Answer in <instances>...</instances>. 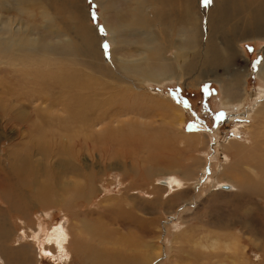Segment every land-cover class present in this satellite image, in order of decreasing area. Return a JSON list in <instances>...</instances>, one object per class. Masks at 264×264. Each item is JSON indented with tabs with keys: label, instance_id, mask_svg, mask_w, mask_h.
Returning <instances> with one entry per match:
<instances>
[{
	"label": "rangeland",
	"instance_id": "rangeland-1",
	"mask_svg": "<svg viewBox=\"0 0 264 264\" xmlns=\"http://www.w3.org/2000/svg\"><path fill=\"white\" fill-rule=\"evenodd\" d=\"M11 2L12 12L0 13L2 30H22L43 45L59 47L61 39L49 36L40 8L31 16ZM41 5L58 26L81 30L83 44L94 47L97 55L91 69L86 68L91 58L78 51L77 59L62 54L48 62H26L20 75L0 59V264H66V254L50 243L62 233L68 235L62 245L73 255L68 264L86 262L88 252L81 247L89 249L88 264H109L105 256L117 253L132 262L145 256L151 264L175 259L204 264L202 257L191 262L186 256L195 251L190 240L203 245L206 236L216 233L224 241L228 235L239 239L245 251L238 264H264V111H258L264 105V78L258 72L264 68V35L252 25L260 9L263 21L258 25L264 24V0H147L139 12L148 24L132 27L129 36L115 28L123 14L129 19L135 0H39ZM184 7H190L194 23L186 22ZM218 11L223 20L216 18ZM147 35L162 46L166 61L177 57L180 46L188 47L189 37L205 53L212 47L210 53L217 57L205 55L203 62L199 53L190 76L170 75L161 83L138 84L139 91L128 89L123 102L129 104L119 110V116L127 115L112 119L118 127H94L95 121L90 128L82 118L118 104L110 74L122 75L114 58L139 60L147 42L139 43ZM112 41L121 42V52ZM226 48L228 59L222 57ZM54 73L70 78L72 87L61 88ZM75 96L84 100L70 99ZM67 101L68 127L57 130L60 113L50 107L61 111ZM157 101L163 110L154 106ZM168 105L173 108L165 112ZM18 110L25 117L21 131L16 124L4 126ZM101 118L105 120L98 125L108 123L109 114ZM176 118L181 126L175 130L192 143L167 137L174 129L170 120ZM30 124H35L34 133L23 129ZM254 147L256 152L250 151ZM16 165L20 177L12 172ZM172 176H188L190 186L168 194L160 181ZM219 183L231 189L218 188ZM36 187L44 188L45 203L35 198ZM17 250H28L32 259ZM214 260L208 264H217ZM223 264L231 262L224 258Z\"/></svg>",
	"mask_w": 264,
	"mask_h": 264
},
{
	"label": "bare ground",
	"instance_id": "bare-ground-1",
	"mask_svg": "<svg viewBox=\"0 0 264 264\" xmlns=\"http://www.w3.org/2000/svg\"><path fill=\"white\" fill-rule=\"evenodd\" d=\"M14 1V6H19V9L22 10V11H25V13L27 14H30L31 16H33V10L34 8H36L38 10V8H40L41 12H39L42 16L43 19H45V24L48 25L47 29H45L47 31V33L49 34L50 37L54 38V37H57V38H60L61 39V43L59 45V47H52L51 45L52 44H48L46 43L45 45H43L42 43H40V40H35L33 38H29V36L24 33L22 30H17V29H9V30H2V28H0V59L3 58L5 60V64H8L10 65L11 67L14 66L15 69H16V73H19V71H21V69H23L26 64L29 62V61H32L34 62V64H39V63H43V62H48L54 58H57L55 56H60L63 54V58L66 57V56H73L74 58H76V54L74 55L75 52H78L81 53L82 55L81 56H84V57H89V59L91 58V61H89L87 59V65L88 67L86 68H89V64L91 65L92 64V58L93 56H95L96 54V50L94 49V47L86 44L84 45L83 44V41H82V37H81V30H78L76 29L75 31L73 30H70L69 28H67L65 25H64V28L60 27V25L58 26V24L55 22V20H52L51 19V16H50V13L48 12L49 10H47V8L44 6H40L39 7V0H12L11 3H13ZM156 1V0H155ZM222 1V0H221ZM225 3H226V0H224ZM6 2V3H4ZM145 2H147V0H135V3H137V6L131 10L130 14L128 15L129 16V19H127L126 17V14H123L122 16H120L119 20H118V24L116 23V27L115 28V31H125L126 35L125 36H129L130 34V31H131V28H135L136 26H139V27H142L145 26L146 24H148V21L146 19V16L144 17V15L142 16L139 12V7L142 6ZM150 2V1H149ZM228 2V0H227ZM223 3V2H222ZM148 4V3H147ZM229 4V3H227ZM48 5V4H46ZM140 5V6H139ZM146 6V4H145ZM221 6V4H220ZM216 4H215V8H216ZM49 8V6H48ZM185 10H184V18L186 20V22H190V23H194V18H193V13L190 12V7H184ZM18 9V10H19ZM223 9V8H222ZM255 9V8H254ZM51 10V9H50ZM257 10V9H255ZM15 11V10H14ZM141 11V9H140ZM143 11V10H142ZM217 11V10H216ZM259 11H261L262 13H258V15L255 16V24L253 23L252 25L254 26V28H260V32L262 31V33H260V35H264V24L259 26L258 24H261L263 19H262V15H263V11L260 9ZM12 12V7L9 3V0H3V1H0V13H10ZM51 12V11H50ZM257 12V11H256ZM17 13V12H16ZM15 13V14H16ZM222 13L223 12H217L215 15H217L216 18L218 19H222ZM18 15V14H17ZM159 17V14L156 15ZM154 16L153 18L155 19ZM224 16V15H223ZM152 17V16H151ZM147 18H148V15H147ZM7 19V18H6ZM31 19V18H30ZM15 20V19H14ZM16 21V20H15ZM14 21V22H15ZM32 21V20H31ZM257 21V22H256ZM149 22H150V19H149ZM253 22V21H252ZM7 23V22H6ZM154 23V22H153ZM156 23H160L159 20L157 19V22ZM16 24V23H15ZM161 24V23H160ZM158 24V25H160ZM16 26V25H15ZM135 26V27H134ZM221 26V25H219ZM9 28V27H7ZM13 28V27H12ZM45 28V26H44ZM43 28V29H44ZM195 29V28H194ZM253 29V28H252ZM44 30V31H45ZM143 30V29H142ZM180 30V29H179ZM192 30V29H191ZM197 30V29H196ZM189 31V30H188ZM252 32V30H250ZM86 32V31H85ZM226 32V31H225ZM251 32H247L246 35H251L252 33ZM146 34V32L144 33ZM6 36V38L4 37ZM122 36V35H121ZM142 36V35H141ZM192 36V35H191ZM196 36V35H195ZM194 36V37H195ZM179 37V36H178ZM189 37V36H188ZM243 37V36H242ZM262 37V36H261ZM91 38V37H90ZM114 38V37H113ZM112 38V40H113ZM181 38V37H180ZM183 38V37H182ZM192 37H189L187 39V36H185V39L183 40L184 42L186 41L187 39V48L183 46H180L177 51H176V54L175 56H177L176 58L174 57L173 60L171 61H166L164 58H163V51L160 47L162 46H159V43L158 41L155 39V38H151L149 35H147L146 37L142 38V40L140 41L139 43V46L142 44V42H147V45H145L140 52V54H144L139 60L137 61H130L128 60L127 58H125L126 60H124L123 58H117L116 57L114 58V64L116 65L115 68L121 73L122 75V78L116 76V74H114L113 72H111L110 74V79L112 80L113 84L115 86H117V89L115 90L116 93L115 95L113 96L114 101L117 102L118 104L116 105V108H113V109H110V110H107L105 112H103L102 114L98 115V116H91L90 118L89 117H84L82 119H84V123L86 122H89L88 123V126L91 128H93V122L95 121H99L97 123V125H95L94 127H103V126H107L109 127V125L112 127V128H117L118 125H113V121L116 120L118 117H124L125 115H127V113L124 115L123 113V116H119V110L122 108H124V104H129V102H123V98L125 96V94L128 93V89H130L131 91H139V88H138V84H140L141 86L145 85L146 83H148L149 81H154L155 83H161L163 81H165V79H167L170 75H183V76H186L189 74L192 73V68L194 67V64L196 65V62H197V59L199 57V53H201L203 55V59L205 62V55L206 57L209 55V57L211 56V59H214L216 58L217 56L213 53H210V51L212 52V47L209 48V50L205 53V50H200L199 48L197 49V47L195 46V38H192ZM248 38V37H247ZM264 38V37H263ZM251 40V39H250ZM255 40V39H254ZM263 40V39H262ZM179 42V41H178ZM113 45H114V48L117 49V52L119 50L120 51V43L121 42H113ZM137 43V42H136ZM182 43V42H181ZM134 44V43H132ZM138 44V43H137ZM180 44V42H179ZM206 44V43H205ZM131 44H124V47L126 48H129ZM210 45V44H209ZM221 49V48H220ZM140 50V49H139ZM61 51V52H60ZM127 52L131 53L129 49H126ZM136 51V50H135ZM138 51V50H137ZM230 49L229 48H226V49H222V53L224 56L222 57H225L228 59L229 57V54H230ZM97 55V54H96ZM219 55V54H217ZM78 56V55H77ZM101 56V55H100ZM140 56V55H139ZM38 58H40V60H38ZM59 58V57H58ZM200 58V57H199ZM2 59V60H3ZM77 59V58H76ZM97 59V58H96ZM188 59V63H184L185 60ZM202 59V60H203ZM101 60V59H100ZM199 60V59H198ZM210 60V59H209ZM63 61V60H62ZM61 61V62H62ZM72 59H70L69 63H72ZM75 61V59H74ZM97 61V60H96ZM27 62V63H26ZM81 62V61H80ZM195 62V63H194ZM77 63V62H76ZM31 64V63H30ZM76 66V65H75ZM84 66V65H83ZM85 67V66H84ZM99 67H100V64H99ZM101 68V67H100ZM91 69V68H89ZM195 70V69H194ZM116 71V70H114ZM259 72V75L260 77H263L264 78V68L261 67L260 70L258 71ZM108 73V72H107ZM117 73V72H116ZM55 74V79H57L56 81L59 82V85H62V87H69L71 88L72 87V82L70 80V78H66L65 76H63L62 74L60 73H54ZM109 75V74H108ZM256 75V74H255ZM54 76V75H53ZM15 77V75H14ZM109 77V76H108ZM107 77V78H108ZM257 77H258V74H257ZM16 78V77H15ZM26 78V77H25ZM21 79V78H20ZM49 79V78H48ZM52 80V76L50 78ZM78 79H81V76L79 75L78 76ZM19 80V79H17ZM23 80V79H22ZM46 80V79H45ZM54 80V79H53ZM52 80V81H53ZM261 80V79H260ZM19 82V81H18ZM111 82V81H110ZM115 82V83H114ZM58 85V83H57ZM140 86V87H141ZM54 87V86H53ZM119 88V89H118ZM127 88V89H125ZM107 89V88H106ZM236 89V88H235ZM60 90V89H59ZM80 90L82 91L83 89L80 88ZM79 90V91H80ZM103 90V89H102ZM141 90V89H140ZM238 90V89H237ZM45 91V90H44ZM64 91V90H63ZM67 90H65L64 92H66ZM236 91V90H235ZM59 92V91H58ZM106 92V91H105ZM53 93V92H52ZM81 93V92H80ZM101 93V92H100ZM108 93V92H107ZM227 93V92H226ZM62 94V92H61ZM65 94V93H64ZM63 94V95H64ZM77 94V93H76ZM99 94V93H97ZM237 95V94H234V96ZM73 96V95H72ZM93 96V95H92ZM80 97V95L78 96ZM84 97V96H83ZM226 97H229V96H226ZM69 98V97H68ZM73 98H76L75 97H72L70 99H73ZM105 98V97H104ZM50 99V98H49ZM59 99V98H58ZM57 99V100H58ZM69 99V100H70ZM79 99V100H78ZM36 100V99H35ZM34 100V101H35ZM48 100V99H47ZM76 100H78V103H81L84 98L80 99V98H76ZM113 100V99H111ZM230 100V99H229ZM53 101V99H52ZM62 101V100H61ZM71 101V100H70ZM70 101H67L65 103H63L61 106L63 107V109L60 111V109H54L53 107H50V110L54 111V113H60V117L57 118V125H56V128L57 130L59 129H63L66 130V128L68 127V124H66L67 122H69L70 120V109L67 108L68 106V103ZM237 101V100H236ZM263 101V100H262ZM29 102V101H28ZM44 102V101H43ZM234 102V101H233ZM55 103V102H54ZM51 104V103H50ZM231 104V103H229ZM31 105V104H30ZM60 105V103H59ZM154 106L157 108L158 111H161L165 108L164 105H162V103H160V101L158 102H155L154 103ZM226 106V105H225ZM228 106V105H227ZM226 106V107H227ZM259 107V106H258ZM48 108V107H47ZM173 108V107H172ZM169 105L167 106L165 112H168L170 109H172ZM261 108V107H260ZM45 109V108H44ZM30 111V110H29ZM258 111H264V105L262 106V108ZM126 112V111H124ZM5 113V112H4ZM2 113V114H4ZM255 113V112H254ZM259 113V112H257ZM105 114H109V118H108V123L107 121H105L106 124L104 125H98L100 123H102L105 118H101L102 115L105 117ZM62 115V116H61ZM64 115V116H63ZM135 115V113H134ZM264 116V115H263ZM1 117V116H0ZM23 118L24 117V111L22 110H18L17 113H13L11 116H10V119H11V122H7L4 126H10L11 125H14L16 124L17 126V130L18 131H21V126L22 123H23ZM22 119V120H21ZM51 120V118H49ZM114 119V120H112ZM3 121V120H2ZM8 121V120H7ZM48 122V121H47ZM51 122V121H50ZM170 122H173L174 124V129L173 130H170L172 131L171 134L168 133L167 137L171 140H176L177 138L181 140V142H186L188 145L193 139L192 138H189V139H185V138H182L181 135H179L180 133L175 130V126H178L180 127L181 126V122L179 121L178 118L176 119H172L170 120ZM91 123V124H90ZM96 123V122H95ZM47 123L45 122V125ZM52 125L53 127L54 126V123L53 124H50ZM122 125H128V123H123ZM15 128V127H14ZM52 128V127H50ZM257 128V127H255ZM24 131L26 133H34L32 132L31 130H35V124H30V126H26L23 128ZM53 129V128H52ZM55 130V129H54ZM262 130V129H261ZM168 131V132H170ZM251 132H253L251 130ZM258 131H255L254 133H256ZM261 133H263V131H260ZM17 134V133H16ZM11 135V134H10ZM256 135V134H255ZM260 135V134H259ZM262 135V134H261ZM177 137V138H176ZM258 137V135H257ZM261 137V136H260ZM23 138V137H22ZM21 138V139H22ZM192 139V140H191ZM198 140V139H197ZM260 140V139H259ZM199 141V140H198ZM197 141V142H198ZM236 141V140H235ZM262 141V140H261ZM228 143L230 141H227ZM192 143V142H191ZM225 143V142H223ZM232 142H230V145H231ZM27 144V143H26ZM197 144V143H196ZM195 144V145H196ZM200 144V143H199ZM19 145V144H17ZM16 145V147H17ZM185 145V144H184ZM223 145V144H222ZM249 145V144H248ZM256 145V144H255ZM28 146V145H27ZM198 146V145H197ZM239 146V145H237ZM250 146V145H249ZM22 147V146H21ZM26 147V146H25ZM29 147V146H28ZM188 147V146H187ZM190 147V145H189ZM199 147V146H198ZM224 147V146H223ZM196 148V147H195ZM242 148V147H240ZM250 148V147H249ZM260 148V147H259ZM17 149V148H16ZM199 149V148H197ZM237 149V148H236ZM239 149V148H238ZM263 153H264V148L261 146L260 148ZM233 150V149H232ZM240 150V149H239ZM250 151H254L256 152V148H252ZM196 152V150H195ZM240 153V152H239ZM241 154V153H240ZM246 154V153H245ZM254 154V153H253ZM234 155V154H233ZM12 157V156H11ZM225 157V156H224ZM237 157V155H236ZM14 158V157H12ZM17 158V156H16ZM23 159V158H22ZM199 159V158H198ZM232 159V158H231ZM17 161V159H15ZM14 160V161H15ZM194 160V159H193ZM235 160V159H234ZM249 160V159H248ZM250 161V160H249ZM9 162V161H8ZM13 163V162H12ZM16 163V162H14ZM195 163V162H193ZM230 163V162H229ZM11 164V162L9 163ZM60 166H63L60 164ZM234 166V165H233ZM230 167V166H228ZM12 168V172L14 173V177L15 175L18 176L19 175V169L17 168V165L16 166H11ZM193 168V166H190L188 167L189 171L188 172H191L190 170ZM40 169V168H39ZM41 171V170H40ZM225 171V170H224ZM187 172V173H188ZM222 174V173H221ZM228 174V173H227ZM226 174V175H227ZM191 176V175H190ZM20 177V175H19ZM188 176H186L185 179H182L180 177H178L177 179H175L173 176L166 179L165 181H160V184L165 186L167 188V192L168 194L173 192V191H179V190H185L187 186H190V180H188L189 178H187ZM193 179V178H192ZM223 180V179H222ZM35 181V180H34ZM34 183V182H33ZM37 184V183H36ZM195 184V182H194ZM34 185V184H33ZM218 186V188H221L223 190H230L231 187L228 186V185H222V184H218L216 185ZM220 190V189H219ZM44 191V188H35V198L38 200H40V203L42 202H46L43 197H42V193ZM11 192V191H10ZM12 192H14V190H12ZM16 193V192H14ZM174 194V193H173ZM17 196V194H16ZM73 196V195H72ZM22 198H24L22 196ZM68 201H64V203L67 204ZM59 228V227H58ZM35 229H33L31 232H30V239L33 241V239L36 237V232L34 231ZM55 231V230H54ZM59 233V232H58ZM210 234V233H209ZM213 234V233H212ZM51 236V234H49ZM48 235V236H49ZM53 235V234H52ZM28 236V235H26ZM54 236V235H53ZM27 238V237H26ZM68 239V235L67 234H64L62 233L59 237H54L50 240V243H54L56 245V247L61 250L62 252H64V254H66V257H67V263L68 264V261L70 260V257H73L72 255V252H70V249L68 247H64L62 244H64V242L66 243ZM205 244L201 245V243L197 242V240L195 241H191L190 240V243L191 245L190 246V249L191 250H195V251H191L186 253V256H190L191 259H189V261H194V260H198L200 259V257H202V262L204 264H208L210 262V260L212 259H215L216 260V263L217 264H223V259L225 258L226 260L230 261L231 264H238L239 261H240V257L244 256L243 255V252L242 251H245L244 247H242L240 241L238 238H236L235 236L233 235H228V239L227 241H224V240H221V235H217L214 234V235H209V236H206L205 237ZM188 242V241H187ZM27 243V242H26ZM28 244V243H27ZM26 244V245H27ZM33 245V244H32ZM51 245V244H50ZM23 246V245H22ZM29 246V245H27ZM38 246V245H37ZM54 246V245H53ZM21 247V246H19ZM49 248V247H48ZM50 249V248H49ZM80 249V248H78ZM87 250L88 254L87 256L84 258L86 259L85 263L84 264H88V260L92 263V260L89 256V249L87 248H84V247H81V250ZM21 250V249H20ZM85 250V251H86ZM158 250V248H157ZM85 251L83 253H85ZM16 252V251H15ZM54 252V251H53ZM61 252V253H62ZM17 254H21L24 259L30 255L28 250H23V251H19L17 250L16 252ZM9 254V253H8ZM64 256V255H63ZM207 256H210V259L209 261L206 260V257ZM222 257L221 261L219 260V257ZM29 257V256H28ZM61 257V255H60ZM108 258V261L109 264H151L150 263V260L147 259L145 256L141 259V260H138L136 258V262L135 261H130V259H127L126 257H124L123 255L121 254H115V255H112V256H105ZM31 257H29L30 259ZM53 258H54V255H53ZM32 259V258H31ZM59 259V258H58ZM65 259V258H64ZM242 259V258H241ZM104 260H107L106 258ZM138 260V262H137ZM214 260V261H215ZM26 261V260H25ZM24 261V262H25ZM30 261V260H29ZM184 261H187V260H184ZM181 262V263H179ZM63 263V262H62ZM195 263V262H194ZM169 264H185V262L182 263V261H177V259H175V261H169ZM190 264H193V263H190Z\"/></svg>",
	"mask_w": 264,
	"mask_h": 264
}]
</instances>
